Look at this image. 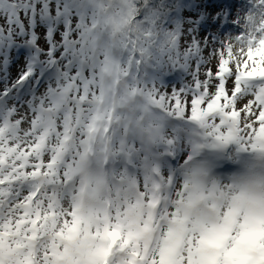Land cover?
I'll list each match as a JSON object with an SVG mask.
<instances>
[{"label": "snow or ice", "instance_id": "snow-or-ice-1", "mask_svg": "<svg viewBox=\"0 0 264 264\" xmlns=\"http://www.w3.org/2000/svg\"><path fill=\"white\" fill-rule=\"evenodd\" d=\"M150 3L143 0L130 46L146 70L120 96V111L110 86L69 77L70 106L99 105L105 117L113 111L108 147L90 151L82 135L62 175L54 165L33 174L30 219L12 224L0 214V264H264V180L223 183L214 175L234 155H264V0H250L232 21L235 38L212 47L196 31L217 25L211 15L200 25L198 15L160 18L148 14ZM79 8V0H0V80L13 52L15 62L26 57L0 95L27 87L38 69L40 77L55 70L59 48L61 60L76 57L69 41L81 31ZM174 75L180 84L169 90ZM153 151L160 163L146 157L135 167ZM182 152L181 168L165 174L161 164Z\"/></svg>", "mask_w": 264, "mask_h": 264}, {"label": "rangeland", "instance_id": "rangeland-1", "mask_svg": "<svg viewBox=\"0 0 264 264\" xmlns=\"http://www.w3.org/2000/svg\"><path fill=\"white\" fill-rule=\"evenodd\" d=\"M209 4L219 7L216 12H212V8L207 7L204 2L202 5L200 4V12L204 16L203 23H206L211 15L212 23L217 25L205 26L201 32L199 29L196 31L198 38L201 41L211 42L209 47H212L225 40L235 38L236 32L230 28L231 23L233 19L239 20L242 14L250 10V0H218L207 5ZM221 7L224 9H219ZM97 19L99 16L93 17L89 24ZM77 35L74 32L72 40L69 41L75 52L80 50L78 44L74 45L75 38L81 37ZM77 45L78 47H75ZM42 48H46V45L43 44ZM57 48H59V44H57ZM29 51V55L34 54L31 50ZM62 52L64 49L59 48V51L55 53L54 58L58 62L55 70H50L49 74L43 77H40L38 73L27 87L17 93L18 96L15 95V100L11 99L9 102L5 96L0 95V214L12 224H23L27 219H30L24 209L31 203L28 197L32 195L35 182L29 192L24 191L20 196H17L22 191L20 183H23L25 179L34 181L33 174L40 171L47 172L48 165L59 167L62 175L63 165L73 163L76 157L75 149L81 143L82 135L85 141L91 138L90 151L99 154L104 147H108L104 137L109 135L107 127L113 111L109 109L107 117H105L99 105L95 106V110H90L88 104L81 108L77 105L70 106L68 103L69 99H75L74 95L71 97L68 95L69 84L73 83L69 77L80 76L89 80L94 79L95 83L100 85L104 84V81H99L104 70L102 67L99 68L98 63L93 66L95 68L85 65L79 54L73 58L69 53L67 60H61ZM208 52L209 48H205V56L208 55ZM42 56L40 57L41 62ZM25 59L26 57H23V62L19 67H14L13 77L15 73L16 76L14 78L10 76L4 85H0V93L4 92L3 87L8 81H10L9 87L16 80L18 73L24 69ZM69 60L73 61L70 70L65 67ZM215 63L216 61L213 60L212 64L215 65ZM57 69L59 71L55 73ZM97 75L99 78L96 77ZM179 84V76L174 75L168 82L169 90L172 87H179ZM132 87L133 85H129L128 89ZM229 87H231V82H229ZM71 91L74 92V89ZM90 91L95 96L100 95L98 88H92ZM14 92L17 91L14 90ZM89 99L91 100V97ZM120 110L116 109V111ZM146 157L152 166L159 161L157 155L148 153L141 155L136 160L135 167L140 168ZM239 157L240 154L235 155V159H239ZM186 158L184 154L180 161L173 160L174 168L179 170ZM232 160L234 157L229 159V161ZM218 167L223 169V173L229 170L223 165ZM223 173L221 174L223 175ZM182 179L179 177L176 183H182Z\"/></svg>", "mask_w": 264, "mask_h": 264}, {"label": "trees", "instance_id": "trees-1", "mask_svg": "<svg viewBox=\"0 0 264 264\" xmlns=\"http://www.w3.org/2000/svg\"><path fill=\"white\" fill-rule=\"evenodd\" d=\"M213 1L217 2L218 0H151L147 12L150 15H155L160 18H167L170 15L180 13L185 18L193 16L195 19L198 15L199 18L195 19V23L200 25L203 23L204 16H202V13L200 12L201 9L199 8V5H202L204 2L207 6L208 3H213ZM79 4V11L83 19L81 21V31L78 35L76 33L77 36L80 35L81 37L75 38L74 42V45L78 44L80 46V50L78 49L76 54H79V57L83 59L85 65L93 67L98 63L99 68H103L104 71L101 73L99 81H104L106 90L110 86L113 97L118 101L117 109L119 110L118 105L120 96L128 89L129 85L134 84L137 74L139 73L142 78L143 73L146 70L139 64L138 50L135 59L130 56V46L135 45L133 37L137 35L136 20L144 11L143 0H79ZM97 16H99V19L89 24L91 19ZM192 22V20L188 21V23ZM73 23L75 24V20ZM176 26L179 28V21H177ZM37 31L42 30L37 29ZM17 43L20 42L17 41ZM42 46L43 43L41 41V47ZM6 51L7 50L5 49V52ZM15 55V52H13L12 58L14 60V65L9 69L7 80L10 76L13 77L15 72L14 67H19L23 62V57L20 58L19 62H15ZM41 59L43 63L47 57L42 56ZM45 67H47V65H45ZM95 70L97 71V68ZM58 71L59 70L57 69L55 73H58ZM38 73L39 69L37 70V75ZM96 77L99 78L98 75ZM173 77L174 76L170 77L168 82ZM9 82L10 81H8L5 87H3V91L6 88L10 89L13 85L12 84L8 87ZM4 84L5 81L0 80V85ZM15 95H17V92L11 90L6 97V100L9 102L11 99L12 101L15 100ZM152 154L157 155L155 151H153ZM182 155H184L183 152L178 154L174 161H180ZM172 161V159H169L161 164V170L165 174H167L169 166L176 169L174 168L175 165L174 162L172 164ZM158 163H160V160ZM33 184L34 181H28L25 179L23 183H20L22 191L17 196H20L24 191L29 192L32 189Z\"/></svg>", "mask_w": 264, "mask_h": 264}, {"label": "clouds", "instance_id": "clouds-1", "mask_svg": "<svg viewBox=\"0 0 264 264\" xmlns=\"http://www.w3.org/2000/svg\"><path fill=\"white\" fill-rule=\"evenodd\" d=\"M223 161L221 165L229 169L223 173V169H214V175L223 183L236 182L239 184L254 185L264 180V155L251 151L241 153L239 159ZM223 173V175L221 174Z\"/></svg>", "mask_w": 264, "mask_h": 264}, {"label": "bare ground", "instance_id": "bare-ground-1", "mask_svg": "<svg viewBox=\"0 0 264 264\" xmlns=\"http://www.w3.org/2000/svg\"><path fill=\"white\" fill-rule=\"evenodd\" d=\"M230 28H232V29L234 30V32H236V29H235V25H234V24L231 23ZM230 28H229V29H230Z\"/></svg>", "mask_w": 264, "mask_h": 264}]
</instances>
